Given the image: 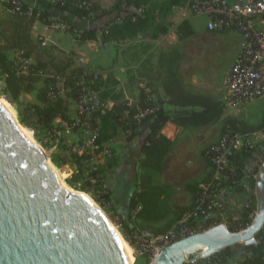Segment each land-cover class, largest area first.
Masks as SVG:
<instances>
[{
  "label": "crops",
  "instance_id": "1",
  "mask_svg": "<svg viewBox=\"0 0 264 264\" xmlns=\"http://www.w3.org/2000/svg\"><path fill=\"white\" fill-rule=\"evenodd\" d=\"M51 1L0 0V47L10 61H15L17 56L22 54L32 65L42 61L49 66L48 69H52L51 62L54 58L57 56V60H59L62 55H65L72 62L66 74L81 70L83 76H87L88 81L95 79L97 90H93L92 95L94 98L104 101L107 109L124 102L131 106H139L141 93L144 92L154 107L163 108L173 118L177 111L183 110L182 107L170 102V97L164 88V80L170 75V72L163 68L160 61L164 54L170 52L172 45L170 33L173 32L174 36H178L177 27L180 22L173 21L175 25L169 27L168 34L161 35L158 39H152L150 35H146V32H141L132 39L104 42L102 40L103 30L114 18V15L92 19L81 18L68 11L50 6ZM117 1L94 0L98 7L107 10H110ZM16 2L22 4V13L14 10ZM44 12L48 14V19L53 21V24L66 23L73 28V32L69 30H59L58 32L52 26L53 24L47 25L41 22L39 16ZM106 18L107 21H105ZM189 24L192 27V24ZM87 29H96L98 40L80 41L78 36ZM232 34L236 35V33ZM240 45L241 40L238 42L236 52L226 73L232 66ZM46 49L51 55L46 53L48 52ZM225 75L218 86H207L203 89L189 87L178 76L182 79L185 90L194 94L208 95L223 102L226 95L223 84ZM1 76L5 90V75L1 74ZM44 77L46 76H42L34 84L33 91H23L18 99L26 107H29L24 118L35 123L38 121V116L30 107L40 104L38 91L45 85ZM62 98L68 108L67 115L72 123L58 117L50 128H42L43 131L57 134L60 137L59 156L66 159L67 169L81 175L86 169L85 165L77 164L70 153L74 142L84 136L80 130L73 127L78 116L77 104L74 98L69 99L72 103H67V98ZM262 102V100H257L252 104L254 108L258 109L256 118L244 115L241 120L250 126H258L264 116ZM233 108L225 107L222 117L215 124L183 126L169 121L163 126L161 133L172 140L173 144L164 158L163 171L153 173L152 183L166 186L168 191L162 196L157 214L148 219L136 217L140 206L131 209V199L135 193L142 190L141 177L149 172L140 164L144 158L142 147L149 133V123L142 124L137 128L136 136L131 141L128 140V133L120 129L116 140L105 144V147L109 148V151H112L116 157L117 164L111 170L102 173V176L109 188L111 202L117 209L123 224H129L131 231L145 229L162 233L170 228V224L175 221L176 217H179L182 208L191 207L198 185L211 172V164L204 155L205 149L221 138L226 119L229 117L239 118L235 111H232ZM247 138L250 143L253 140L254 144L252 143V145L256 150L251 157L244 160L245 176L239 183L241 188L238 187V184L224 187L220 193L218 211L201 219L202 222L210 219L230 226L240 219L245 209L250 208L253 213H256L255 182L257 172L264 161V132L257 131L247 134ZM199 258L198 254L195 255L196 260ZM199 260L202 263L210 262L209 264H211V261L206 259L200 258ZM232 264H236V262Z\"/></svg>",
  "mask_w": 264,
  "mask_h": 264
},
{
  "label": "trees",
  "instance_id": "2",
  "mask_svg": "<svg viewBox=\"0 0 264 264\" xmlns=\"http://www.w3.org/2000/svg\"><path fill=\"white\" fill-rule=\"evenodd\" d=\"M49 5L86 19L114 15V18L109 21L102 34V40L104 42H112L116 40L132 39L137 34L147 32L151 28L153 29L150 34L152 39H158L159 36L168 34L170 25L166 24L165 20L168 18L171 11L178 5V1L166 0L160 2L159 0H118L110 10L101 9L94 4V16L72 3L56 5L51 1ZM131 8H134V10ZM39 19L44 24H53V21L48 19V14L46 12L40 14ZM188 26L189 23L186 20L178 25L177 34L179 38H181L180 35H182L183 28ZM68 30L73 32V28L71 27ZM190 32L183 34V36H188ZM78 39L83 42L88 40H98L97 30H84L80 33ZM13 63L14 61H10L0 47V74L5 75V93L9 94L12 100L17 102L23 91H33L34 84L45 75V85L38 91L40 104L32 105L30 107L38 116V125L43 128H50L53 121L58 117L68 123H72V120L67 115L68 108L64 99L59 94L57 87V77L59 75H66L67 69L72 64L71 59L63 58L56 61L53 60L51 62V70L48 69L49 66L46 63L38 61L36 65L31 66L32 70L30 73L21 75L16 73ZM75 74L83 76V72L78 70L76 73L72 72L69 74L66 81L68 80V84H71L72 91H74L75 98H77V91L80 89L81 84H77L76 81L72 80V77ZM84 77L87 76L85 75ZM164 88L170 97V102L183 108V110L176 112L174 118L163 108L154 107L149 102L145 93L142 92L139 106H131L126 102L114 105L111 109H106L99 115L100 123L97 125L98 136L95 143L99 146L100 149L98 152L100 153L106 149V143L116 140L120 129L128 133V140L131 141L136 136L137 128L142 124L149 123V133L142 147L144 158L140 163L141 166L147 168L149 172L141 177L142 190L135 193L131 199V209L140 206V210L136 217L141 219H148L157 214L160 209L162 196L168 191V187L152 183L153 173L163 171L164 158L169 153L173 144L172 140L161 133L163 126L169 121L183 126H205L215 124L219 121L225 111V105L223 102L215 100L208 95L194 94L185 90L182 79L176 74H170L165 78ZM140 112H146V115L143 121L138 123L134 117ZM22 123L29 124V121L23 120ZM227 129H232L242 134H251L257 131L264 132V117L258 126H250L243 120L229 117L225 121L224 132ZM255 150V148L247 150L243 149L235 156V162L238 166L237 172L239 183L242 182L245 176L244 160L245 158L251 157ZM72 157L79 165H82L84 160L91 159L90 155H77L76 153H73ZM116 164L117 159L114 154H106L105 163L102 169L91 173V177L96 178V182L93 183L91 179H87L81 187L82 191L92 192L94 199L100 203L102 207L104 206L102 203L103 199L108 202H110L111 199L109 192L102 193L103 185L98 175L111 170ZM75 177H77V175ZM238 187L241 188L239 184ZM190 208L191 207L182 208L179 217ZM252 213V209H245L240 219L234 222L233 225H230V229L233 230L234 227H238V225L241 228L249 226L252 221ZM212 223L218 224L216 221H211L210 219L201 222V224L199 221L194 222L195 226L198 227L199 225H203L205 229L213 225ZM172 224H170L169 227H171ZM244 249L246 251L245 256L236 264H264V243L262 240L259 244L246 246ZM231 255L232 249L231 247H227L210 257L211 264H227Z\"/></svg>",
  "mask_w": 264,
  "mask_h": 264
},
{
  "label": "water",
  "instance_id": "3",
  "mask_svg": "<svg viewBox=\"0 0 264 264\" xmlns=\"http://www.w3.org/2000/svg\"><path fill=\"white\" fill-rule=\"evenodd\" d=\"M257 211L233 231L226 223L163 248L158 264H185L227 247L257 245L264 232V161L256 175ZM0 264H134L122 238L94 205L72 194L44 149L0 102Z\"/></svg>",
  "mask_w": 264,
  "mask_h": 264
},
{
  "label": "built area",
  "instance_id": "4",
  "mask_svg": "<svg viewBox=\"0 0 264 264\" xmlns=\"http://www.w3.org/2000/svg\"><path fill=\"white\" fill-rule=\"evenodd\" d=\"M177 1L178 5L175 8L188 11L196 18L204 17L207 31L216 34L236 33L240 37V49L223 80L226 92L223 100L225 107H240L257 100H264V0ZM52 2L56 5L72 3L88 11L92 16L95 14L94 0H52ZM14 10L22 13V4L16 2ZM52 26L61 31L69 29L66 23H55ZM13 65L18 75L28 74L32 70V64L22 54L17 56ZM89 82L95 84L96 80L92 79ZM87 84L81 83L75 99L78 116L73 127L83 132L86 139L83 144H73L72 150L81 154L86 152V146L96 152L100 149L95 143L98 136L97 125L100 123L99 115L107 109L104 102L93 97L91 87ZM145 115L146 112H140L134 119L141 123ZM250 148L254 146L248 141L247 134L227 129L218 142L205 149V155L211 164V172L198 185L191 208L165 232L139 230L134 233V247L139 255L146 258L147 264H158L164 247L197 233L198 227L194 222L218 211L222 189L228 185L239 184L236 154ZM102 152L109 151L105 149ZM90 179L96 182V178ZM235 227L233 231H241L235 230L237 229ZM190 264H199V262L194 260Z\"/></svg>",
  "mask_w": 264,
  "mask_h": 264
},
{
  "label": "rangeland",
  "instance_id": "5",
  "mask_svg": "<svg viewBox=\"0 0 264 264\" xmlns=\"http://www.w3.org/2000/svg\"><path fill=\"white\" fill-rule=\"evenodd\" d=\"M159 1L163 2L166 0H159ZM131 9L134 10V8ZM185 20L188 21V23H191L192 27L189 24L188 27L183 28L182 35H180L181 38L179 39H178L179 36L176 37L173 35V32L170 33V35H172V38L170 40V42L172 43L171 50L168 54H164L163 57H161L160 59L161 65L165 70L170 72L169 74H178L191 88L201 87V89H203L207 86L216 87L219 85V83H221L223 75H225L226 71L228 70L231 64L232 58L236 52V48L238 42L240 41V38L238 37L237 34L218 35L214 33H209L208 31L205 30L206 19L204 17L196 18L195 16L191 15L188 11H183L178 8L173 9L171 11L170 15L165 20V23L169 24L170 26H173L175 25V22L173 21H178L181 23L182 21ZM105 21H107V18ZM56 31L59 32V29H57ZM152 31H153L152 28L149 29L146 32V35H150ZM187 32H190V34L188 36H183V34ZM46 51L45 52L48 55H51L49 54L48 49H46ZM63 58L65 59L67 58V56L62 55L61 59ZM57 59L58 58L56 56L54 58V61H56ZM67 76L69 75L66 74V75L58 76L57 87L59 94L62 97L67 98V103H72L70 102L69 99L70 98L76 99V98L74 91H72L71 84H68V80L66 81ZM72 80L76 81L77 84L79 83L81 84L84 82L88 83L87 85L91 87V91L97 88L95 84L89 82L87 78L84 76L75 74L73 75ZM262 101H263L262 104L264 105V100ZM0 102L6 105V108L11 112L13 117L19 122V124L23 127V129L44 149L52 169L56 172L63 186H65L68 190L87 194V196L90 197V199L94 202V204L98 206V208L96 209L117 231V233L125 243L126 247L130 248L131 256L134 260V263L147 264L146 258L144 256L139 255L138 251L134 247L135 246L134 233L138 232L139 230H145V229H134V231H131L129 224L122 223L119 213L115 208L114 204L111 202V200L110 202H108L103 199L102 203L104 204V206L102 207L100 203H98L94 199L92 192H86L81 190V187L85 183V181L87 179H90L92 171H97L102 169L105 163V155L112 154L111 151H109V148H106L109 151L108 153L105 152L99 153L86 146V150H85L86 152H84L83 154L76 153L77 155L85 154V155H90L92 157L90 160L83 161V164L85 165L86 169H84L81 175H77L76 171L71 172L69 169H67L68 164L66 163V159L59 156V146L61 145V139L57 134L54 133L50 134L48 131H43V128L39 126L37 122L35 123L33 121H29V124L22 123L23 120L27 121V119L24 117L29 107H26L25 104L21 101L15 102L14 100H12L9 94L5 93L1 74H0ZM252 104L253 103L246 106L233 108L232 111H235V114L237 115V117H239L238 119L240 120L241 117L244 115L256 118L258 114L257 113L258 109L254 108ZM259 104L261 105V103ZM81 134L84 135L83 132H81ZM85 139H86L85 136L79 137L78 140L74 142V144L76 143L83 144ZM251 142L254 144L253 140H251ZM70 150H71L70 152L71 155L75 153L72 150V148ZM76 175L77 177H75ZM98 177L101 179L103 185L102 193L109 192V188L106 186L102 174H99ZM176 219L178 218L176 217L175 221ZM201 222L202 221L199 220L200 224ZM215 225L217 224L214 223L209 228ZM235 228H237L235 230L244 229L241 228L239 225L238 227ZM257 238L262 240L264 243V232L258 234ZM231 249H232V255L228 260V264H232L235 262L237 263V260L243 259V257L246 254L244 247L241 245L231 246ZM195 255H197V253L189 255L187 257L185 264H190L191 261L196 260ZM241 255H243L242 258ZM199 259H197L199 264H205L200 262ZM205 259L207 261L211 260L210 257Z\"/></svg>",
  "mask_w": 264,
  "mask_h": 264
},
{
  "label": "bare ground",
  "instance_id": "6",
  "mask_svg": "<svg viewBox=\"0 0 264 264\" xmlns=\"http://www.w3.org/2000/svg\"><path fill=\"white\" fill-rule=\"evenodd\" d=\"M2 103V102H1ZM3 104V103H2ZM5 107H6V105H5ZM24 130V129H23ZM25 131V130H24ZM26 132V131H25ZM27 133V132H26ZM28 134V133H27ZM29 135V134H28ZM30 136V135H29ZM31 137V136H30ZM56 173V172H55ZM57 175V174H56ZM63 185V184H62ZM70 193H72V194H77L78 192H75V191H72V190H68ZM78 194H80V195H82V196H84L85 198H87L93 205H94V207L95 208H98V206L96 205V204H94V202L90 199V197L89 196H87V194H85V193H82V192H80V193H78ZM125 244V243H124ZM125 247H126V245H125ZM126 249H127V251L129 252V254L131 255V250H130V248H128V247H126Z\"/></svg>",
  "mask_w": 264,
  "mask_h": 264
}]
</instances>
